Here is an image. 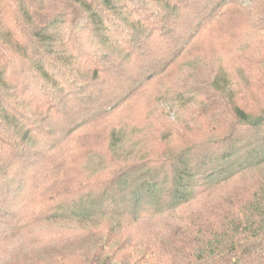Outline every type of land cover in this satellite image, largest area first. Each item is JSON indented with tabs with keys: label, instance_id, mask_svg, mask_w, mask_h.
I'll use <instances>...</instances> for the list:
<instances>
[{
	"label": "trees",
	"instance_id": "16d2710c",
	"mask_svg": "<svg viewBox=\"0 0 264 264\" xmlns=\"http://www.w3.org/2000/svg\"><path fill=\"white\" fill-rule=\"evenodd\" d=\"M237 2L0 0V250L23 240L0 264H264V71L248 95L222 69L193 81L201 110L152 132L157 155L115 164L131 155L123 130L93 128ZM93 153L107 166L81 179ZM42 220L90 229L53 243L30 234Z\"/></svg>",
	"mask_w": 264,
	"mask_h": 264
},
{
	"label": "rangeland",
	"instance_id": "374dc122",
	"mask_svg": "<svg viewBox=\"0 0 264 264\" xmlns=\"http://www.w3.org/2000/svg\"><path fill=\"white\" fill-rule=\"evenodd\" d=\"M251 1L257 5L263 0H238L231 8V12L226 14L225 19L220 22L219 28H206L201 35L197 36L192 49L175 62L162 77L152 80L142 91L140 98L135 100L136 102L124 105L110 116L101 118L93 127L95 130L98 129L102 136L111 132L113 128L119 127L123 130L125 143L131 155H119L115 164L132 160L144 152L149 154L148 156L157 155L160 152L157 148L159 144L153 138L152 132L169 125L171 123L169 119L173 117L181 120L182 124H187L190 115L200 112L201 109L198 107L203 103V98L200 96L190 102L193 97L187 92L193 87V81L198 83L203 81V78L212 71L222 69L241 94L248 95L252 92L249 86L254 89V78L264 71V66L263 69L259 66L264 56V32L255 30L258 27L255 26L256 20L261 13L263 14V10L257 6V9L250 14L248 8ZM261 26H264V23ZM80 68L79 66L77 70L81 74H86L85 70ZM259 97L257 95L256 99ZM102 143L105 148L107 140ZM151 144H155V147ZM179 146H181L180 142L174 141L167 145V148L176 150ZM100 151L102 150L98 152ZM107 161L106 158L104 164L99 163L94 155L87 162L74 166L73 170L81 179L88 177L91 179L105 170ZM99 164L105 165L102 167L103 170ZM27 193L28 190L25 191L26 197ZM28 207L31 208L30 203ZM163 222V220H154L157 226L162 225ZM89 229L90 226H80L75 221L42 220L32 224L29 231L35 239L38 236L51 240L53 243L58 241L78 243L79 241L76 240L80 234ZM124 231L136 233L137 229L131 226ZM22 242L23 240L13 241L1 247L0 255H6L5 253L17 248V245H21ZM70 258L69 264L78 263L73 257Z\"/></svg>",
	"mask_w": 264,
	"mask_h": 264
}]
</instances>
